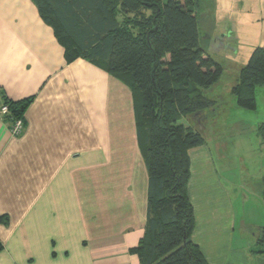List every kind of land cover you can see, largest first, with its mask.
Wrapping results in <instances>:
<instances>
[{"label": "crops", "instance_id": "obj_1", "mask_svg": "<svg viewBox=\"0 0 264 264\" xmlns=\"http://www.w3.org/2000/svg\"><path fill=\"white\" fill-rule=\"evenodd\" d=\"M260 6L259 20L206 36L223 67L247 45L238 74L264 47ZM29 99L20 136L0 119V264H142L132 250L146 233L149 175L132 91L99 63L68 61L32 0H0V109ZM256 99L257 122L245 125L260 139L258 174L251 143L240 179L218 171L209 142L189 151L193 241L209 264H264V86Z\"/></svg>", "mask_w": 264, "mask_h": 264}, {"label": "trees", "instance_id": "obj_2", "mask_svg": "<svg viewBox=\"0 0 264 264\" xmlns=\"http://www.w3.org/2000/svg\"><path fill=\"white\" fill-rule=\"evenodd\" d=\"M32 1L65 46L68 61L99 63L132 91L149 175L146 233L132 252L142 264H209L193 241L189 151L207 142L197 124L216 106L205 92L224 69L204 45L200 0ZM263 86L264 47H258L232 89L234 102L255 111L256 91ZM31 102H5L6 121L22 120L25 129ZM258 134L264 137V125ZM258 246L263 254L264 227Z\"/></svg>", "mask_w": 264, "mask_h": 264}, {"label": "rangeland", "instance_id": "obj_3", "mask_svg": "<svg viewBox=\"0 0 264 264\" xmlns=\"http://www.w3.org/2000/svg\"><path fill=\"white\" fill-rule=\"evenodd\" d=\"M200 2L204 9L200 12L199 23L201 35L205 39L206 34L209 35L207 37H210L213 30L218 33L224 30L227 31L228 25L240 27L239 25H243L247 20L252 19L251 22H255V18L259 20L260 12H262L260 5L264 4V0H200ZM257 9L260 10L258 13ZM204 45L207 49L212 48L208 39H206ZM218 48H223L221 43ZM247 50V45L242 44L239 60L232 62L230 58V60H225L222 78L216 86L205 92L207 97L215 101V109L217 110V113H211L213 114L210 117L211 122L205 126L204 135L207 139L206 141L210 144L209 147L212 150L218 171L225 174L223 172L229 168L228 175L233 176L235 179H240L243 174L248 175L247 172L242 170L243 160L246 159L242 153L248 144L254 145L257 151L256 154L258 153L252 159V161L256 162L252 167L253 173H257L256 169L259 166V158L261 156L259 152L261 149L259 136L249 128L251 124L249 122L250 118L255 123L257 122V116L254 112L239 108L231 94L232 89L240 79L238 70L234 71L231 67L238 66V64L243 63L247 59ZM245 113L247 116H244ZM246 120L249 125H245ZM185 125L187 126L186 123ZM224 177L228 178L227 176Z\"/></svg>", "mask_w": 264, "mask_h": 264}, {"label": "built area", "instance_id": "obj_4", "mask_svg": "<svg viewBox=\"0 0 264 264\" xmlns=\"http://www.w3.org/2000/svg\"><path fill=\"white\" fill-rule=\"evenodd\" d=\"M10 111L9 108L6 106H3L0 109V119L5 120L7 117H9ZM24 131V125L22 120H14L11 125V132L14 136H20Z\"/></svg>", "mask_w": 264, "mask_h": 264}]
</instances>
